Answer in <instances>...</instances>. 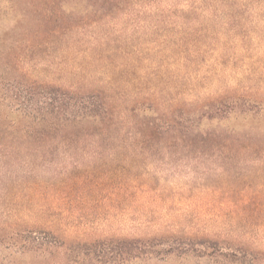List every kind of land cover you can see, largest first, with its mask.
Returning a JSON list of instances; mask_svg holds the SVG:
<instances>
[{
  "label": "rangeland",
  "instance_id": "1",
  "mask_svg": "<svg viewBox=\"0 0 264 264\" xmlns=\"http://www.w3.org/2000/svg\"><path fill=\"white\" fill-rule=\"evenodd\" d=\"M0 2L3 81L101 91L115 112L66 136L0 118V264H67L75 242L160 235L234 239L264 264V0L235 11L231 0L196 10L187 0ZM226 97L258 113L184 135L152 132L133 110L152 101L163 115ZM36 227L64 244L36 250Z\"/></svg>",
  "mask_w": 264,
  "mask_h": 264
},
{
  "label": "trees",
  "instance_id": "2",
  "mask_svg": "<svg viewBox=\"0 0 264 264\" xmlns=\"http://www.w3.org/2000/svg\"><path fill=\"white\" fill-rule=\"evenodd\" d=\"M212 1L187 0L184 7L189 10L211 9L216 5ZM247 1L231 0L227 6L231 11L251 9ZM256 8L264 9V5ZM3 78L0 76V118H5L9 127H16L19 121H25L22 129H27L29 134L66 136L82 125L111 123L115 116L113 106L101 91H76L60 85L23 80L3 81ZM244 100L220 98L194 108L179 106L170 114L163 115L154 102L143 101L133 110L144 114L143 126L150 128L152 132L209 134L203 128V121L210 124L221 122L240 112L258 113L257 105ZM27 233L33 243H36V250L47 249L48 243L53 247L64 244L57 234L42 227L33 228ZM169 256L207 258L222 264H256L261 253L234 239L208 235L98 238L71 244L67 264H133L144 259H163Z\"/></svg>",
  "mask_w": 264,
  "mask_h": 264
}]
</instances>
